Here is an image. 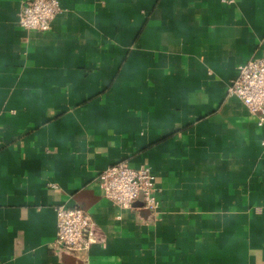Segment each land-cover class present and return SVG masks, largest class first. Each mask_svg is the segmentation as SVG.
Instances as JSON below:
<instances>
[{"label": "crops", "instance_id": "crops-1", "mask_svg": "<svg viewBox=\"0 0 264 264\" xmlns=\"http://www.w3.org/2000/svg\"><path fill=\"white\" fill-rule=\"evenodd\" d=\"M0 0V264H264V124L227 94L264 55V0H58L48 32ZM149 167L159 206L98 176ZM59 205L95 223L55 251Z\"/></svg>", "mask_w": 264, "mask_h": 264}, {"label": "built area", "instance_id": "built-area-1", "mask_svg": "<svg viewBox=\"0 0 264 264\" xmlns=\"http://www.w3.org/2000/svg\"><path fill=\"white\" fill-rule=\"evenodd\" d=\"M63 12L58 0H27L19 11V25L25 31L45 33L54 19ZM227 94L238 98L264 124V55L240 65L237 77L228 86ZM99 189L105 199L121 209H132L142 198L144 207L156 211V179L149 167H132L127 161L109 166L98 176ZM57 232L55 251L87 257L96 245L95 223L84 209L59 205L56 208Z\"/></svg>", "mask_w": 264, "mask_h": 264}]
</instances>
